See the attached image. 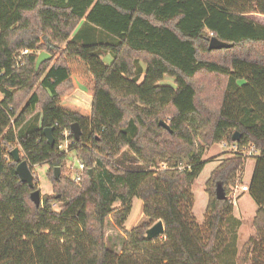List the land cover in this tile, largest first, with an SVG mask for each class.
I'll list each match as a JSON object with an SVG mask.
<instances>
[{
	"label": "trees",
	"instance_id": "16d2710c",
	"mask_svg": "<svg viewBox=\"0 0 264 264\" xmlns=\"http://www.w3.org/2000/svg\"><path fill=\"white\" fill-rule=\"evenodd\" d=\"M253 14L264 15V0H0V264H222L248 157L227 151L209 173L204 229L191 191L205 151L220 143L259 151L246 185L255 238L236 264H264V25ZM90 24L116 42H77ZM211 37L231 46L210 50ZM41 51L51 57L35 69ZM77 89L89 109L65 101ZM64 130L67 151L58 148ZM16 146L29 167L48 165L52 192L39 207L37 180L30 188L15 172ZM70 153L85 165L80 184L67 172ZM135 198L148 220L126 229ZM109 217L125 235L119 253L106 243ZM158 220L163 234L148 239Z\"/></svg>",
	"mask_w": 264,
	"mask_h": 264
},
{
	"label": "rangeland",
	"instance_id": "374dc122",
	"mask_svg": "<svg viewBox=\"0 0 264 264\" xmlns=\"http://www.w3.org/2000/svg\"><path fill=\"white\" fill-rule=\"evenodd\" d=\"M252 18L264 25V15L260 14H253ZM92 30L91 34L88 31L83 30L79 36L76 38L77 42L84 43V42H96V43H114L116 42V38L93 26L89 25ZM89 35V36H88ZM85 36H88L85 38ZM41 43H44L42 37L40 40ZM103 61L108 63L110 61L109 56L99 54ZM139 69V73L136 76V79L141 81L142 77L144 76V65L141 64ZM161 84L170 85L172 87H176L173 83V79L171 77H164ZM83 91L82 89H79ZM79 92V91H78ZM77 94L74 95V97ZM79 95V94H78ZM77 95V96H78ZM76 96V97H77ZM164 121V120H161ZM225 143L215 144L208 148L204 155L203 160H206L207 163L197 179L192 186V193L194 195V204H193V212L196 216V219L200 225L201 229L206 227L207 222V215H206V204H207V195L204 191V182L207 180L209 173L213 168H215L223 159L230 156L227 152L229 145ZM19 149V154L21 159H24L23 153L20 150L19 146H16ZM15 148V147H14ZM78 162V158L74 155V153L69 154V159L67 161L66 167L68 175L71 176L72 170L69 166L74 165L76 166ZM254 167V159L249 158L246 160L244 167H243V174H242V182L241 185H248V181L252 170ZM34 179L37 180L38 189L40 191V195L48 194L52 192V186L47 178L46 172L48 170V165L43 163L39 165H34L29 167ZM247 181V182H246ZM240 186V185H239ZM232 197V194H231ZM243 203L245 206L244 210L237 208L238 203ZM233 203V202H232ZM256 210V204L253 199L249 196L248 192H244L236 201L233 203V212L228 217L226 222V229L228 234V243L225 249L221 250L218 253L217 260L222 264H236L237 258L241 253L242 246L246 243L249 239L255 238V230L252 227V219ZM148 219L143 216L142 214V202L140 199L135 198L133 199V207L131 210L130 215L128 216L127 220L124 223V227L126 229H130L133 226L140 224L143 221H147ZM154 224V223H153ZM151 224L150 227L153 225ZM149 227V228H150ZM105 233H106V243L108 247L115 252L119 253L122 249V246L125 242V235L119 231L112 220L109 218L106 219L105 223ZM253 246V245H252ZM257 246V245H256ZM257 247H255L256 249ZM257 252L258 249H256Z\"/></svg>",
	"mask_w": 264,
	"mask_h": 264
},
{
	"label": "water",
	"instance_id": "95a60500",
	"mask_svg": "<svg viewBox=\"0 0 264 264\" xmlns=\"http://www.w3.org/2000/svg\"><path fill=\"white\" fill-rule=\"evenodd\" d=\"M231 45L222 41H219L215 37H211L209 40V45L208 49H221V48H227L230 47ZM51 55L47 53L46 51H41L38 53L37 58L35 60V69L38 68V66L45 60L49 59ZM159 125L165 127L166 129H169V126L164 122L160 121ZM71 131L75 139H79L80 137V128L77 123L71 125ZM51 129L47 128L44 129V133L46 135V139L48 143L52 146L53 145V137L51 134ZM240 138L239 134L237 132H234L232 135V140L233 141H238ZM10 156L12 157L13 161L16 163V168L15 172L20 178L22 182H25L29 185L30 188L34 187V176L29 168V165L25 159H21L20 154H19V149L17 147L13 148L10 151ZM54 174L55 177H58L59 174V169L56 167L54 169ZM215 195L218 199H224L225 198V192L220 183L216 184L215 187ZM30 199L31 201L35 204L36 207L40 206L41 202V195L39 189H34L30 193ZM164 232V226L163 222L161 220H158L155 222L150 228L146 230V237L148 239H153L155 237H158L159 235L163 234Z\"/></svg>",
	"mask_w": 264,
	"mask_h": 264
},
{
	"label": "built area",
	"instance_id": "2783aa9c",
	"mask_svg": "<svg viewBox=\"0 0 264 264\" xmlns=\"http://www.w3.org/2000/svg\"><path fill=\"white\" fill-rule=\"evenodd\" d=\"M28 52H29L28 49H23L15 56L17 65H22L23 59L28 54ZM63 135H64V138L58 144V148L60 150L67 151L68 145L70 144V140L68 138V131L64 130ZM227 151H229V153H240L243 156L248 157V159L259 153L258 149H256L255 146L251 143L248 144L247 146H243L242 148H239L236 143H232L228 147ZM69 168H71V170H72V173L70 176L71 180L76 184H80L82 182V176L80 173L85 169L84 163H82L78 160L76 166L71 165V166H69ZM246 191H247L246 185L236 186L232 191V202L235 204L238 197L241 195V192L244 193ZM53 206H55V204H53Z\"/></svg>",
	"mask_w": 264,
	"mask_h": 264
},
{
	"label": "crops",
	"instance_id": "0c3cea01",
	"mask_svg": "<svg viewBox=\"0 0 264 264\" xmlns=\"http://www.w3.org/2000/svg\"><path fill=\"white\" fill-rule=\"evenodd\" d=\"M107 56H109V58H110V61L108 62V63H110L111 61H112V57L109 55V54H107ZM105 62V61H104ZM106 63V62H105ZM79 91V92H78ZM75 94H79L77 97L75 96L74 97V95ZM65 101H67V102H73V103H76L77 105H79V106H82V107H84V108H90V106H91V96H89L88 94H86L84 91H80L79 89H77L75 92H73L70 96H68L66 99H65ZM248 160V159H247ZM254 163H255V160H254ZM250 179V178H249ZM248 182H249V180H247ZM246 181V182H247ZM244 193L243 192H241V195H243ZM240 195V196H241ZM239 196V197H240ZM239 197H238V199H239ZM238 199H237V201H238ZM237 208H238V210L239 209H241V210H244L245 209V206H244V204L241 202V203H238V205H237Z\"/></svg>",
	"mask_w": 264,
	"mask_h": 264
}]
</instances>
